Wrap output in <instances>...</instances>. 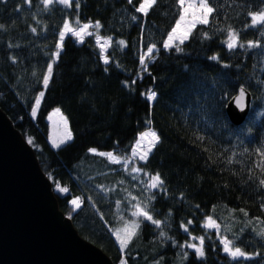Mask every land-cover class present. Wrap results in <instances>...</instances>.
Returning <instances> with one entry per match:
<instances>
[{
	"label": "trees",
	"instance_id": "obj_1",
	"mask_svg": "<svg viewBox=\"0 0 264 264\" xmlns=\"http://www.w3.org/2000/svg\"><path fill=\"white\" fill-rule=\"evenodd\" d=\"M142 1L0 0V108L30 142L60 210L113 263L264 264V22L252 19L264 0H206L207 22L169 48L179 0H155L146 14L136 11ZM66 20L99 22L106 54L91 34L68 33L55 58ZM239 87L253 101L234 125L225 108ZM55 108L72 133L59 147L48 140ZM146 128L159 139L136 169L90 152L129 157ZM137 208L151 219L135 218ZM129 224L121 248L116 234ZM223 239L244 255L225 252Z\"/></svg>",
	"mask_w": 264,
	"mask_h": 264
},
{
	"label": "water",
	"instance_id": "obj_2",
	"mask_svg": "<svg viewBox=\"0 0 264 264\" xmlns=\"http://www.w3.org/2000/svg\"><path fill=\"white\" fill-rule=\"evenodd\" d=\"M238 89L225 108L234 125L253 101L248 88ZM5 113L0 108V264H115L60 210L53 182Z\"/></svg>",
	"mask_w": 264,
	"mask_h": 264
},
{
	"label": "rangeland",
	"instance_id": "obj_3",
	"mask_svg": "<svg viewBox=\"0 0 264 264\" xmlns=\"http://www.w3.org/2000/svg\"><path fill=\"white\" fill-rule=\"evenodd\" d=\"M44 1H46L47 3L54 2V0H44ZM57 2L63 3L62 0H57ZM140 4H139V6H140ZM190 4H194L195 7H189ZM208 7H210V6H208ZM181 8H182V10H181V14L179 17L180 23L178 25V23H177L178 21H177L175 26L172 28V31L170 32L173 34L174 39L169 40V35L165 39L166 40L165 42H168L169 47H171L174 44L176 45L178 43H182L181 41L187 40L190 32L193 29V26L201 23L200 20L205 15V10L199 6V0H185L184 6L183 7L181 6ZM182 15H183V19H181ZM208 16H209V14H207V17H206L207 20L209 19ZM66 22H67L69 28L72 29V31H66L65 26H64L61 30V32L62 31L65 32L64 38L69 33V34H72L76 38V40L82 42L87 37V35L91 34L94 37L95 42L99 44V47L101 48L102 53L106 54L105 52L107 50L108 44H110L109 38L107 39V38L101 36L102 34L98 32V28L95 26L96 23H92L90 21H88L86 23H79V22L71 23L68 20H66ZM66 22H65V24H66ZM86 24L89 25V27L84 32H80V29L83 28V26ZM174 28L176 29L175 33H173ZM73 32H80V35L79 36L74 35ZM185 36H186V38H185ZM97 37H99V40L97 39ZM64 38H63V40H64ZM63 40L61 41V38L58 37L57 45L60 44L61 47L59 49L57 48L56 53L54 54L55 58H57L58 51L61 50V48L63 47V45H62ZM165 42L163 44L164 46H165ZM169 47H166V48H169ZM102 59H103V61H107L106 55L102 56ZM47 76H49V69L47 72ZM44 86H45V83H44ZM41 94L43 95V92L40 90L37 93V97H36V99L39 98V102H40V100H42ZM38 105H39V103L37 104V100H36L34 103V106H33V108L36 109V112L38 110L37 109ZM46 119H48V130H49L48 140L50 141V143L54 147H59V146H61L62 143H64V142L66 143L69 140H71L72 133H71V129L68 126V122H67L68 119L63 115L61 108H55V109L50 110ZM146 132H155L156 133V131H154L153 129H148V128L144 129V131L141 133H146ZM141 133L139 134V138H137V140L134 144L135 147L132 150V153L129 157L128 156H126L124 158L118 157L116 154H113L111 151H107V149L100 150V149H97L96 147H93L90 152H92V153L96 152V154H100L102 156L107 155V157L110 158L111 160L122 162L123 164H126V163L133 164V167L136 169V167H135L136 161L138 159L140 161H145L146 158L148 157V154L151 152L152 148H154V146H155V144L153 145L151 143V140H152L151 136H148V137L141 139ZM156 135H157V133H156ZM157 136L159 137V135H157ZM109 153H111V157L108 155ZM145 154H146V158L142 159L141 157L145 156ZM73 201H75V198L73 199ZM137 209H138V211L134 215L135 218L137 217V215L139 213H144L141 208H137ZM133 225H135V224H132V225L129 224L127 227H125L123 229H121V228L118 229V232L116 234L117 241H120V239H118L117 236L119 235L120 238H125L127 236V234L133 230ZM206 225H208V223ZM224 241H226V240L223 239L222 243ZM233 249H234L233 246H231L229 244V253L231 251H234Z\"/></svg>",
	"mask_w": 264,
	"mask_h": 264
},
{
	"label": "snow or ice",
	"instance_id": "obj_4",
	"mask_svg": "<svg viewBox=\"0 0 264 264\" xmlns=\"http://www.w3.org/2000/svg\"><path fill=\"white\" fill-rule=\"evenodd\" d=\"M62 2H63V3H68V0H62ZM131 2H132V0H129V3H131ZM154 3H155V0H143V2H142V3L140 4V6L136 9V11H138V12H142V13H145V14H146L147 11H148V9L151 8L152 5H153ZM179 3H180L181 6L183 7V6H184V3H185V0H179ZM199 6H200L202 9L205 10V15H204V17L200 20V22H201V23H206V22H207V18H206V17H207V14H210V13L212 12V9H211L210 7H208V5H207V3H206V0H199ZM189 7H195V5H194V4H190ZM134 18H135V17H134ZM181 19H183V15L181 16ZM252 19H253V23H254V24H255V23H258V22H264V12L259 13V14H254L253 17H252ZM177 23H178V25H179L180 22L178 21ZM95 26H96L97 28H99V26H100V25H99V22H97ZM88 27H89V25H87V24L84 25L83 28L80 29V32H84ZM65 30H66V31H72V29L69 28L67 22H66V24H65ZM80 32H73V34L79 36V35H80ZM175 32H176V29L174 28V29H173V33H175ZM64 35H65V32L62 31V32L60 33L61 41L63 40ZM230 36H231L232 38H231L230 41L228 42V47H229V48H233V47L236 46V44H235V36H234L233 34H231V33H230ZM185 38H186V36H185ZM97 39L99 40V37H97ZM172 39H174V36H173L172 33H170V34H169V40H172ZM181 42H182V41H181ZM120 43L123 44L124 42L121 41ZM250 46H251V45H250ZM60 47H61V45L58 44V45H57V48L59 49ZM165 47H169L168 42H165ZM148 52L151 53V52H152V49L149 48V49H148ZM57 55H58V53H57ZM106 62H107V61H106ZM143 62H144V61H143V57H142V58H141V63H143ZM50 72H51V65H49V73H50ZM48 79H49V76L46 75L45 78H44V83H45V85H47ZM41 95H42V94H41ZM242 96H243V91L241 92V98H242ZM154 97H155V93H154V92H150L149 95H148V99H149V100H152ZM38 103H39V98H37V104H38ZM35 113H36V109L33 108V115H35ZM148 136H151V137H152L151 143H152L153 145H154V144L158 141V139H159V137L156 135L155 132L141 133V139H143V138H145V137H148ZM149 150H150V149H149ZM108 155L111 157V153H109ZM141 158H142V159L146 158V154H145V156H142ZM153 181H154V182H153L152 186L155 187L156 184H157L158 182H160V181H159V177H158V176H157V177H153ZM261 183H264V181H261ZM61 191H67V189H61ZM72 203L75 204V203H77V202H76V201H73ZM139 214L145 215L148 219H151V217L148 216L147 213H139ZM154 223L159 224L158 221H154ZM189 223H191V221H189ZM207 226H208V227H214V226H215L214 222L211 221V218H209V223H208ZM135 227H136V226L133 225V230L130 231V232L127 234V236H126L125 238H120L119 235L117 236V238L120 239V242H121V248H123V247H125V246L127 245L128 241L131 239L132 235L134 234V229H135ZM185 230L187 231V229H185ZM162 235H163V233H162ZM202 243H203V238H201V244H202ZM223 243H224V250H225V252H229V242L224 241ZM188 247H190V248H195V251H196V253H197L198 256H203V255H204V252H203V248H202V247H196V246L193 245V244H189ZM230 254H231L233 257H235V256H243V255H244V253H243L239 248L235 249L234 251H231ZM122 264H123V262H122Z\"/></svg>",
	"mask_w": 264,
	"mask_h": 264
}]
</instances>
